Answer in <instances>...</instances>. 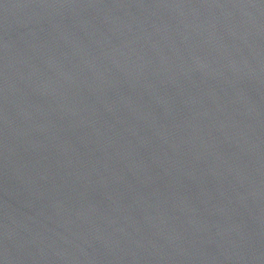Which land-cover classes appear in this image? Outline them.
<instances>
[{"label":"water","instance_id":"95a60500","mask_svg":"<svg viewBox=\"0 0 264 264\" xmlns=\"http://www.w3.org/2000/svg\"><path fill=\"white\" fill-rule=\"evenodd\" d=\"M0 264H264V0H0Z\"/></svg>","mask_w":264,"mask_h":264}]
</instances>
